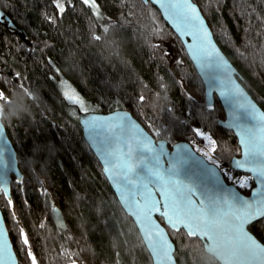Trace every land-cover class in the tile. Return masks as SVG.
I'll use <instances>...</instances> for the list:
<instances>
[{"label":"trees","instance_id":"1","mask_svg":"<svg viewBox=\"0 0 264 264\" xmlns=\"http://www.w3.org/2000/svg\"><path fill=\"white\" fill-rule=\"evenodd\" d=\"M194 2L264 110V0ZM95 3L98 13L81 0H65L60 14L53 0H0V120L21 173L11 180L12 206L1 194L0 209L18 264H30L19 226L38 264H153L83 139L78 108L59 87L62 78L91 112L128 111L169 148L180 141L203 143L194 131L200 129L217 142L212 152L225 181L244 195L253 187L249 175L227 168L239 156L236 138L217 124L225 115L216 97L211 108L205 105L203 84L160 13L141 0ZM224 171L243 177L247 186ZM53 206L66 229L52 222ZM248 229L264 245V219ZM167 232L177 264H218L198 239L183 230Z\"/></svg>","mask_w":264,"mask_h":264},{"label":"snow or ice","instance_id":"2","mask_svg":"<svg viewBox=\"0 0 264 264\" xmlns=\"http://www.w3.org/2000/svg\"><path fill=\"white\" fill-rule=\"evenodd\" d=\"M66 2L70 4L71 0H66ZM81 2L98 13L95 0H81ZM53 3L60 14L65 12V0H53ZM157 3L161 4L165 15L172 21L181 37L191 36L193 38V43L187 44L186 47L198 66L204 68L210 63L220 70L221 76L217 78L220 84L219 92L230 109L231 123L229 126L237 130L243 148V159L234 161V166L250 171L253 178L258 179L260 184L254 193V196L259 198L254 202L232 193L233 200L237 201L240 206L237 209L239 223L235 226L234 243L245 245L250 250V259L241 260L239 264H253L254 261L264 258V247L258 245L245 231V224L252 219L264 216V195H260L264 193V112L257 108L244 90L232 79L231 66L212 42V34L206 27L196 5L191 0H157ZM0 19H3L2 14H0ZM161 86L164 87V85ZM64 95L72 104L79 105L81 111H89L86 102L74 91L71 94L66 91ZM3 99H5L4 94L0 92V100ZM140 99L143 100L144 97L141 96ZM208 107L211 108L212 104L209 103ZM112 120L118 123H111ZM84 123L93 131L106 127L109 132H112L117 127L126 130L131 122L127 121L126 116L114 118L93 116ZM131 127L135 129V135L126 139L116 137L114 149H109L106 145H97L96 138L93 137V145L101 151L105 171L113 175L114 179L122 185L121 196L127 197L126 202L139 210L138 219L151 223L152 215L158 213L172 228L183 226L187 229L189 236H200L211 242L213 236L209 231L210 226L222 219L226 213L220 210L206 190H200L197 186L185 183L178 178L181 166L192 159L188 145H177L176 151L169 154L165 151L163 144L154 146L153 141L136 125L131 124ZM194 131L197 136L208 140L211 151L216 150L217 142L210 135H206L200 129ZM3 132V128L0 127V137ZM204 155L215 166V169H209V171L216 175V171L219 170L217 161L208 156L207 152ZM162 157L168 158L169 166L166 169L163 166ZM2 165L3 160L0 159V166ZM7 183L6 175H0V194H3L7 204L12 206L13 201ZM238 183L241 187L247 186L246 180L238 181ZM224 203L229 208L235 207L227 198ZM12 215L14 222L18 223L14 211ZM153 229L154 235L159 238V246L164 248L167 241L163 229L159 225H153ZM18 236L21 251L30 260V264H38L28 235L22 226H19ZM164 255L166 259H170L167 252ZM0 264H15L14 254L10 248L2 219H0Z\"/></svg>","mask_w":264,"mask_h":264},{"label":"water","instance_id":"3","mask_svg":"<svg viewBox=\"0 0 264 264\" xmlns=\"http://www.w3.org/2000/svg\"><path fill=\"white\" fill-rule=\"evenodd\" d=\"M141 1L143 2L144 5L151 4L157 10L160 13L165 24L180 40L188 56V59L190 60L192 66L194 67L197 75L199 76L203 84L205 105L208 106L209 103L213 105L215 97L218 100L220 106L223 109L225 117L224 119L218 120L217 124L221 129L232 132V134L236 138L237 146L239 148V156H235L230 160L229 167L235 172L249 175L252 178L253 187L251 188L248 195L242 194L235 185L228 184L225 181L220 169L216 171V175H213L212 172L209 171V169H215V166L209 163L203 156L199 155L189 143L180 141L173 144L169 148L166 141L164 140L156 141L141 126V124L135 118H133L128 111L125 110H114L108 113H97V112L83 113L81 111H78L77 119L82 130L83 139L90 148L93 155L98 160L101 166L102 174L106 178L121 208L123 209L125 214L132 219L133 223L135 224L153 264H177L174 258L175 246L169 237L167 229L175 233L179 232L180 230H183L188 238L198 239L203 244V249L205 254L215 259L218 262V264H239V261L241 260L250 259V250L245 245H238L234 243V239L236 236L235 226L236 224L239 223V212L237 211V209L240 206L237 201L233 200L232 193L238 194L241 198L245 200L254 202L259 198L258 196H254V193L260 187V184L258 179L253 178L252 173L250 171H246L244 169L237 168L234 166V161L243 159V148L242 145L240 144V137L237 134V130L229 126L231 123L230 109L219 92L220 84L217 78L221 76L220 70L212 66L210 63L208 64L207 67L204 68L198 66L197 62L193 59V56L189 53L186 47L187 44L193 43V38L191 36L181 37L179 35V33L176 31L174 24L165 15L164 9L161 7L160 3H157V0H147V2H145V0H141ZM191 2L195 4L196 7L199 9V7L194 2V0H191ZM200 14L205 22L206 27L211 32V29L206 19L202 15L201 11ZM0 21H2V19H0ZM211 39L215 47L219 50V52L228 60L231 69L233 71L232 79L244 90V92L252 100V102L255 103L257 108L260 111L264 112V110L257 104V102L253 99L251 94L243 86L237 68L234 66L230 58L217 43L213 34L211 36ZM93 116L100 118H114L117 116H126L127 121L131 123L128 125L126 130H122L121 127H117L112 132H109L105 127L93 131L89 129L84 123L85 120ZM110 122L114 124L118 123L115 120H112ZM131 124L136 125L141 132L147 135L153 141L154 146H157L158 144H163L165 151L169 154L174 153L176 151L177 145H188L189 149L191 150L192 159H189L186 164L181 166V173L178 178L184 181L185 183H190L192 185L197 186L200 190H206L208 195L211 197V199L219 206L220 210L226 213V215L222 219H219L210 226L209 231L213 236V240L211 242L208 241L206 238H202L200 236H189L187 234V229L183 226H178L176 229L172 228L166 222L165 218L158 213H154L152 215L151 223L144 221L142 219H138L137 217L139 216V210L133 207L130 203L126 202L128 199L127 197L121 196L122 185H120L118 181L114 179L113 175L105 171V165H104V160L101 156V151L98 150V147L93 145V137L96 138L97 145H101V146L106 145L109 149H114L116 146V139H115L116 137H119L121 139H126L132 135H135V129L131 127ZM0 127H2L4 130L2 137H0V159L3 160V165L0 166V175H6L8 181L7 187L10 194V185H11L12 177L20 178L21 173L18 167L16 151L12 145L9 136L7 135L6 129L2 124L1 120H0ZM162 163L164 168L166 169L169 166L168 158L162 157ZM197 195L199 196V192H197ZM260 195H264V193ZM225 198H227V200L231 204L235 205V207L229 208L224 203ZM50 217L52 222L58 229L60 230L66 229V223L64 221L62 212L57 206L52 207ZM158 218L162 219L163 223H161L158 220ZM0 219L3 220V224L6 229L7 239L9 241L10 248L14 254L15 264H18L17 256L12 246L11 240L9 238L1 209H0ZM262 219H264V216L252 219L249 223L245 224V231L249 235H251V237L256 241L258 245L264 247V245L259 240H257L256 237L248 229V227L251 224ZM153 225H159V227L163 229L164 237L165 240L167 241L164 248H161L159 246V238L154 235ZM165 252H167L170 259H166L164 255ZM253 264H264V258L254 261Z\"/></svg>","mask_w":264,"mask_h":264},{"label":"rangeland","instance_id":"4","mask_svg":"<svg viewBox=\"0 0 264 264\" xmlns=\"http://www.w3.org/2000/svg\"><path fill=\"white\" fill-rule=\"evenodd\" d=\"M59 87H60V89H61V92H62V94H63V96L65 97V95H64V93L67 91L69 94H71L73 91L76 93V94H78L79 95V93L72 87V85L66 80V79H60L59 80ZM80 96V95H79ZM81 97V96H80ZM82 98V97H81ZM65 99L68 101V103H70V104H72L71 103V101H69L66 97H65ZM83 99V98H82ZM84 100V99H83ZM85 101V100H84ZM86 102V101H85ZM87 104V103H86ZM72 105H74V104H72ZM78 109V111H81L80 110V107H79V105H75ZM87 106L89 107V111L88 112H91L92 111V109H91V107L87 104ZM77 111V112H78ZM81 112H83V111H81ZM83 113H87V112H83ZM207 135V134H206ZM203 140H204V142L203 143H201V144H194V145H196V147H197V149H199L200 150V152H201V154L202 155H204V153L205 152H207L208 153V156H211V157H213L216 161H217V163L218 164H220V161H219V159L214 155V153L210 150V146H209V142H208V140H206L205 138H203ZM188 143V142H187ZM205 156V155H204ZM207 157V156H206ZM226 176L228 177V179L230 180V181H235V183H238V181H244L245 179L242 177V178H238V177H235V176H233L229 171H226Z\"/></svg>","mask_w":264,"mask_h":264},{"label":"flooded vegetation","instance_id":"5","mask_svg":"<svg viewBox=\"0 0 264 264\" xmlns=\"http://www.w3.org/2000/svg\"><path fill=\"white\" fill-rule=\"evenodd\" d=\"M198 145V144H197ZM193 149L196 151L197 150V147H196V145H194V147H193ZM199 155H201V156H203L209 163H211L208 159H207V157L206 156H204V155H202L201 154V152L200 151H196ZM218 164V163H217ZM218 166H219V164H218ZM227 168H229V169H231L230 167H229V165L227 166ZM225 172V171H224ZM226 173V172H225ZM228 184H233V183H228ZM233 185H235V184H233Z\"/></svg>","mask_w":264,"mask_h":264}]
</instances>
